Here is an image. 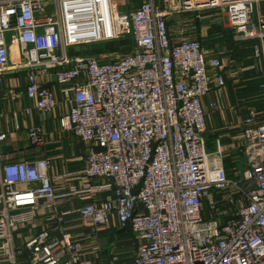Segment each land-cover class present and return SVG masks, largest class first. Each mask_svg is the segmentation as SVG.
I'll use <instances>...</instances> for the list:
<instances>
[{
  "label": "built area",
  "instance_id": "2783aa9c",
  "mask_svg": "<svg viewBox=\"0 0 264 264\" xmlns=\"http://www.w3.org/2000/svg\"><path fill=\"white\" fill-rule=\"evenodd\" d=\"M260 4L264 0H0V88L6 74L24 72L25 97L46 116L57 107L45 86L53 74L68 107L58 124L85 147L83 170L55 179L82 184L65 194L56 192L48 158L0 163V264H94L85 257L86 241L127 227L136 241L133 264H264V111L245 99L232 107L244 110V167L232 179L218 147L206 151L202 107L212 86H226L224 60L204 46L211 28L224 21L235 42L250 43L264 99ZM210 12L224 21L205 22ZM123 41L130 44L124 53ZM91 44H111L113 51L67 54ZM253 70L244 67L238 75ZM26 139L40 151L42 127H27ZM5 140L0 133V143ZM212 191L226 193L229 211L217 209ZM68 196L89 198L75 213L94 231L66 228L67 211L34 232L42 205L54 209ZM117 261L110 256L99 264Z\"/></svg>",
  "mask_w": 264,
  "mask_h": 264
},
{
  "label": "crops",
  "instance_id": "0c3cea01",
  "mask_svg": "<svg viewBox=\"0 0 264 264\" xmlns=\"http://www.w3.org/2000/svg\"><path fill=\"white\" fill-rule=\"evenodd\" d=\"M164 1L168 3L175 0ZM156 2L161 3V0H156ZM206 14L208 13L203 14L205 19H207ZM225 25V21L222 25H218V37L211 38L218 39V51L207 49L209 56H218V58L224 60L226 68L223 70V73L226 86L224 88L212 86V90L202 100L207 127L204 139L206 151L214 154L217 152L218 147L220 157H222V165L228 177L237 179V174L244 167L242 143L239 141V126L243 120L244 110L243 107L238 106V110L234 111L232 107L236 106L237 102L241 99L247 100V104L249 105V95L257 90L255 88L257 85L253 81L254 78L252 79L251 77L259 74L260 84L261 74L259 66L257 73L247 72L238 75L241 68L253 67V64L248 63L246 66H238L235 62L236 59L233 58V54L237 55L240 50L237 47V42L233 40L234 35L232 30L226 28ZM101 53L102 51L99 49L94 52L93 56H99ZM249 61L254 62L252 58ZM244 79H249L250 81L244 83ZM45 80V86L51 89L55 95L57 107L46 116H42L34 108L33 102L25 97V73L9 72L4 76L5 84L0 88V133L6 135V140L0 143V163L23 158L29 160L41 159L42 157L48 158L51 162L49 174L54 180L56 192L65 194L70 188L81 187L82 184L75 181L55 179L83 170L84 164L82 159L85 147L78 139L60 128L58 119L67 112L68 107L62 102V96L55 82L54 75L46 77ZM9 91H12V97ZM211 104H215L217 107L210 108L209 105ZM26 109L30 110L29 116L24 114V110ZM15 120L19 123L18 131L14 129ZM30 125L40 126L44 131L45 144L40 151L32 148L27 142L26 130ZM211 193L216 198L217 209L222 212L230 210V205L224 199L226 193H216L214 191ZM89 201L88 197L77 198L68 196L62 198L54 209L43 204L37 214L36 230L34 232H39L42 227L51 225L54 222L52 220L54 215L69 211L70 214L64 218V226L66 228L72 231L82 230L86 234L92 233L94 228L89 225L88 221L81 219L75 213L79 206ZM203 205L205 209L208 208L206 202ZM231 210L235 211V208L231 207ZM112 233L117 234V232ZM113 236L115 237V241L111 239V235L107 238L106 234L103 235L101 233L94 236L91 242L87 240L85 257H90L94 264L107 261L110 259V256L118 258L115 264H133L125 256V246L127 244L124 241L125 238L120 236V234H114Z\"/></svg>",
  "mask_w": 264,
  "mask_h": 264
},
{
  "label": "rangeland",
  "instance_id": "374dc122",
  "mask_svg": "<svg viewBox=\"0 0 264 264\" xmlns=\"http://www.w3.org/2000/svg\"><path fill=\"white\" fill-rule=\"evenodd\" d=\"M260 10H261L262 13L264 12V5L260 6ZM216 14L217 15H214V13H211V12L206 14L207 15L206 22L207 23L208 22H212V20H214V22H216V21L223 22L224 19H223L222 14L221 13H217V12H216ZM218 14H219V17H218ZM213 27L211 28V30L207 34V38H205L204 46L208 50L218 51V39H216V38L211 39L212 37H217L218 36V28H215V31H214ZM236 44H237V47L239 48L240 51H238L237 55L233 54V58L236 59L235 62L238 64V66H246L248 63H252L255 70H253V72H251V71H248V72L257 73L259 64L257 62L249 61V59H251V53L249 52L250 43L249 42H238ZM121 46H122V48H121L122 49V53H124V51H128L129 48H130V44L128 42H126V41L121 42ZM99 49L102 52L104 50L110 51V49H106L105 48V45H93V44H91V45H85V46L69 48V49H67V54L69 56H91V55L93 56L94 52L98 51ZM106 51H104V52H106ZM251 78L252 79L254 78L253 81H255V83H256V85L258 87L259 80H260L259 79V74L258 75L255 74V76H253ZM257 87H255V88H257ZM249 96H250V97H248V101L250 102L249 105L257 107L259 110L264 111V99H263L262 94L260 93L259 89H257L256 92H252ZM22 232H23V234L26 233L25 231H22ZM99 233H101L103 235L106 234L107 238L111 235V237H112L111 239L113 241H115V237L113 235L114 234L118 235L116 233H112V232H109V231L99 232ZM119 234H120V236L125 238L124 241L127 243L126 246H125V251H126V255L125 256L129 259V261L131 263H133L134 254H135V246H136V241L134 239V236L131 233V230H130L129 227L124 229ZM17 247L21 248V244L19 243V246H17ZM22 259L23 258L21 256L18 257L19 261L22 260Z\"/></svg>",
  "mask_w": 264,
  "mask_h": 264
},
{
  "label": "trees",
  "instance_id": "16d2710c",
  "mask_svg": "<svg viewBox=\"0 0 264 264\" xmlns=\"http://www.w3.org/2000/svg\"><path fill=\"white\" fill-rule=\"evenodd\" d=\"M213 28H214L213 30L215 31V28H218V26H214ZM210 33H211V32H210ZM217 37H218V36H217ZM105 48H106V49H110L109 52L113 51V49H112V45H111V44L106 45ZM255 84H256V83H255ZM258 86H259V85H258ZM255 87H257V86H255ZM257 89H258V87H257ZM122 231H123V230H122ZM122 231H120V232H122ZM120 232H117V234H119Z\"/></svg>",
  "mask_w": 264,
  "mask_h": 264
}]
</instances>
